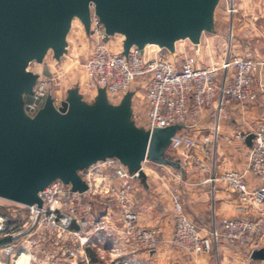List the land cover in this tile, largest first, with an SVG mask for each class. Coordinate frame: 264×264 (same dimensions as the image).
I'll return each mask as SVG.
<instances>
[{
    "label": "built area",
    "instance_id": "2783aa9c",
    "mask_svg": "<svg viewBox=\"0 0 264 264\" xmlns=\"http://www.w3.org/2000/svg\"><path fill=\"white\" fill-rule=\"evenodd\" d=\"M90 9L89 37L94 44L84 64L83 85L94 98L104 88L113 104H119L130 91L135 100L136 88H142L146 115L133 110V118L142 119L145 129L194 125L211 108L221 119L226 106L238 105L244 110L258 99V76L264 62L253 48L245 47L241 54L229 52L223 64L208 65L201 63L197 53L186 51L177 55L175 50L173 57L148 58L133 46L124 55L108 46L111 36L106 35L93 4ZM227 9L234 10L228 5ZM222 71L225 76L221 81ZM52 81L38 78L34 93L26 100L29 115L37 114L49 95L57 107L61 106L56 102ZM249 134H254V139L247 152L246 169L227 170L211 178L237 193L238 209L244 215L226 218L220 229L214 227L211 234L204 235L183 212L179 196H174L177 213L171 243L181 253H209L221 237L250 252L264 246V120L250 131L237 132L235 137L246 141ZM204 141L211 143L212 138L206 136ZM172 146L176 150L184 148L185 159L179 161L182 169L193 162L200 171H209L211 164L206 158L190 153L197 146L194 139L177 134ZM80 174L86 190H73L71 184L56 179L39 193L41 205L0 196V240L9 239L0 242V264H153L142 260L140 254L154 251L162 233L140 221L133 197L138 173L109 158L93 163ZM247 174L258 181L257 187L250 186Z\"/></svg>",
    "mask_w": 264,
    "mask_h": 264
},
{
    "label": "water",
    "instance_id": "95a60500",
    "mask_svg": "<svg viewBox=\"0 0 264 264\" xmlns=\"http://www.w3.org/2000/svg\"><path fill=\"white\" fill-rule=\"evenodd\" d=\"M220 0H0V196L25 204H42L39 193L61 179L84 191L81 171L98 161L116 158L146 184L144 163L152 161L182 170L168 150L181 124L153 130L133 118L130 91L119 104L100 88L88 102L79 87L70 88L57 107L49 95L34 116L26 100L40 74L30 69L50 50L59 61L68 52L73 21L91 29V4L107 36L124 37V55L133 46L144 52L157 45L174 53L180 40L195 45L215 32ZM254 134L247 136L251 146ZM9 239L0 240V242ZM251 258L264 261V247Z\"/></svg>",
    "mask_w": 264,
    "mask_h": 264
},
{
    "label": "crops",
    "instance_id": "0c3cea01",
    "mask_svg": "<svg viewBox=\"0 0 264 264\" xmlns=\"http://www.w3.org/2000/svg\"><path fill=\"white\" fill-rule=\"evenodd\" d=\"M256 21L258 19L252 17L248 18L245 23L242 21L235 23L236 37L240 39V49L234 52L241 54V49L244 48L242 46L245 45V47L253 48L258 58L264 62V27L261 28L262 32L260 31L259 34L254 28V25L257 24ZM216 32L215 25V32L212 33ZM243 34L245 38H243ZM243 39L245 43L241 41ZM180 41H184V44L179 48ZM180 41L176 44L178 53L181 51L180 49L182 51L189 49V53L194 50V53L199 56L200 51L211 46V39L206 37L205 33L198 45L190 42L192 46H189L187 39ZM241 42H243L242 46H240ZM158 49L164 50V48ZM145 50V55L148 58L158 57V53L151 55L148 48ZM152 51L157 52V50ZM258 77L260 83L258 99L246 109L242 110L238 105L226 106V113L219 122L213 113L214 109L211 108L196 124L183 125V129L178 132V135L196 141V154L207 160L210 159L209 156L213 157L208 172L200 171L193 162L186 164L182 170L178 169L180 171L178 174L162 168L164 164L155 163L157 166L153 167L152 174L146 172V184L141 179L136 180L133 197L136 209L139 211L140 221L145 226L157 227L162 233L159 246L154 251L140 254L142 260H150L153 264H215L216 261L217 264H264L263 260L251 258L252 252L249 248L231 244L223 237L215 244L216 257L206 253L183 254L171 243L175 222L174 196L176 195L179 196L183 212L200 227L202 233H209L214 227L220 229L222 221L226 218L244 215L238 209L237 193L231 191L221 181H214L211 178L214 176L218 178L227 170L242 172L248 165L247 152L250 146L247 141H241L235 135L241 130H252L257 122L264 120V63ZM216 130H218V136L215 139ZM206 136L212 138L211 143L204 141ZM183 150L184 148L180 147L177 153H181V151L183 153ZM246 178L251 187L259 185L252 175L247 174ZM247 216H253V214Z\"/></svg>",
    "mask_w": 264,
    "mask_h": 264
},
{
    "label": "rangeland",
    "instance_id": "374dc122",
    "mask_svg": "<svg viewBox=\"0 0 264 264\" xmlns=\"http://www.w3.org/2000/svg\"><path fill=\"white\" fill-rule=\"evenodd\" d=\"M227 5L228 7L232 6V9L234 10L228 11ZM252 17L258 19V21H256L257 24L254 25V28L257 29L260 34L261 28L264 27V0H221L215 14L217 32L205 33V36L211 39V46L199 52L201 63L203 65H208L211 63L223 64L224 60L228 57L229 52H231L232 54L236 52L235 50L239 51L238 49H240V39H237L236 37L235 23L239 21L245 23L248 18ZM243 38H245L244 34ZM122 40H124V37L122 35H113L108 40V46L111 47L114 52H121L123 50ZM241 41H244L245 43L244 39ZM68 42V52L63 55L59 61L54 57L53 51L50 50L42 63L34 61L30 64V69L34 72L39 73L41 77H48L49 79L53 80L51 85L54 89L55 95L57 96L56 102L58 105L62 104V101L65 100L67 96V91L73 87H79L80 93L83 95V98L88 102H93L94 97L91 92H89L84 87L83 82L85 81L84 64L93 50L94 43L89 35H87L81 21L77 18L73 21V27L69 33ZM187 42L188 44H190L189 46H192L188 39ZM182 44H184V41H180L178 43L179 48L180 46H182ZM242 45L243 42H241L240 46ZM242 47L244 48H242L241 51L245 49V45ZM147 48L149 49V53H152L151 55H156L158 53V57L163 58L174 56L167 49H158L160 47H158L157 45H149L145 49L147 50ZM152 50H157V52H153ZM180 50L181 51H179L177 55L185 54V51H182V49ZM189 51L190 50L188 49L186 52L189 53ZM190 53H194V50H191ZM224 76L225 74L222 71L220 75L221 81L224 79ZM135 91L136 97L135 100H133L132 104L133 110L137 111L138 114L142 113V116L145 117L147 108L145 103L144 91L142 88H136ZM213 113L214 115H216L215 111ZM223 117H221V119ZM216 119L219 120V122L221 121V119H218V116ZM134 121L137 125H141V127H143L141 124L142 119L136 120L134 118ZM190 153L194 154L195 151L192 149ZM168 155L177 161L185 159L182 151L181 153H177V150L174 146H171L169 148ZM191 158L189 160H192ZM209 158L210 159H208L207 161H209V164H211L213 157L209 156ZM155 166H157V164L153 163L152 161H146L144 170L145 172L152 174V169ZM164 166L165 165H163L162 168L171 170V172L174 171L176 174L180 172L178 171V169L172 166ZM173 213L176 216L177 209L175 204L173 206ZM211 232L212 230L209 233L202 234L209 235L211 234ZM206 254H212L216 257L217 251L215 249V246L211 252ZM216 262L214 263L217 264Z\"/></svg>",
    "mask_w": 264,
    "mask_h": 264
},
{
    "label": "bare ground",
    "instance_id": "6f19581e",
    "mask_svg": "<svg viewBox=\"0 0 264 264\" xmlns=\"http://www.w3.org/2000/svg\"><path fill=\"white\" fill-rule=\"evenodd\" d=\"M147 46H149V45H147ZM147 46H146V47H147ZM146 47H145V48H146Z\"/></svg>",
    "mask_w": 264,
    "mask_h": 264
}]
</instances>
